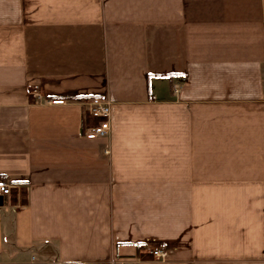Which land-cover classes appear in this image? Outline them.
<instances>
[{"label":"crops","instance_id":"obj_1","mask_svg":"<svg viewBox=\"0 0 264 264\" xmlns=\"http://www.w3.org/2000/svg\"><path fill=\"white\" fill-rule=\"evenodd\" d=\"M0 180V264H264V0H0Z\"/></svg>","mask_w":264,"mask_h":264},{"label":"built area","instance_id":"obj_2","mask_svg":"<svg viewBox=\"0 0 264 264\" xmlns=\"http://www.w3.org/2000/svg\"><path fill=\"white\" fill-rule=\"evenodd\" d=\"M54 105H61L63 101L52 102ZM88 111L91 117L97 121L95 126L86 128L82 137L87 140L104 139L108 137L112 129V102L108 99H93L88 105ZM104 156L109 155L106 149L103 151ZM11 187L4 181L0 180V196L10 195ZM151 255L157 259H164L166 254L161 250L151 251ZM59 264V263H54ZM113 264H125L124 262H114Z\"/></svg>","mask_w":264,"mask_h":264},{"label":"water","instance_id":"obj_3","mask_svg":"<svg viewBox=\"0 0 264 264\" xmlns=\"http://www.w3.org/2000/svg\"><path fill=\"white\" fill-rule=\"evenodd\" d=\"M0 204H2V203H0Z\"/></svg>","mask_w":264,"mask_h":264}]
</instances>
